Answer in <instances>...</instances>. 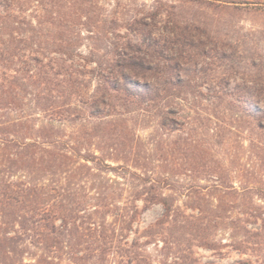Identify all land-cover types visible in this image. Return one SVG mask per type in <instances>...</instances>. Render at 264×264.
Masks as SVG:
<instances>
[{
	"label": "rangeland",
	"instance_id": "obj_1",
	"mask_svg": "<svg viewBox=\"0 0 264 264\" xmlns=\"http://www.w3.org/2000/svg\"><path fill=\"white\" fill-rule=\"evenodd\" d=\"M263 6L264 0H0V76H32L14 79L12 94L0 79V123L26 119L32 131L12 128L15 138L58 140L45 148L78 154L72 156L79 166L74 178L47 173L41 160L32 176L56 188L60 206L77 202L88 208L67 220L75 222L67 234H73L68 239L73 253L88 259L80 264H100L94 256L106 247L107 264H125L120 257L129 251L134 264L165 259L159 238L143 237L161 217L160 206L143 211L137 202L142 212L127 223L129 200L141 186L130 174L148 179L174 209L195 218H236L240 202L256 201L253 193L229 197L223 187L264 188V135L258 149L257 120L242 108L264 110ZM175 26L193 36L184 47L189 57L177 61L176 52L165 55L175 65L160 70L169 81L155 77L160 92L150 102L133 87L114 92L104 86L101 78L127 55L123 44L146 49L154 39L171 38ZM128 94L140 96L130 102ZM93 98L103 101L91 106ZM220 202L228 209L219 210ZM232 234L229 224L217 225L210 235L216 247L195 248V256L206 264H254L255 257L228 246ZM134 241V249L126 248ZM64 242L66 258L70 249Z\"/></svg>",
	"mask_w": 264,
	"mask_h": 264
},
{
	"label": "trees",
	"instance_id": "obj_2",
	"mask_svg": "<svg viewBox=\"0 0 264 264\" xmlns=\"http://www.w3.org/2000/svg\"><path fill=\"white\" fill-rule=\"evenodd\" d=\"M264 7V6H263ZM3 17V16H2ZM169 33L171 38L154 39L152 45L132 47L129 44H123L127 55H120L115 65V70L111 71L108 76L101 78L104 86H112L108 88L114 92H126V88L133 87L137 93H141L142 99L151 101L160 92L159 81H155V77H160L164 82L169 79L163 78L160 70H165L167 65L170 70L174 67L176 60L166 62L165 55L176 52L177 61L188 56L189 50H184L185 45L193 37L187 30L175 26ZM175 45V46H174ZM195 47V46H194ZM142 53V56L140 55ZM206 53V50L205 52ZM185 55V56H184ZM225 56V53L222 52ZM165 61L166 66H160V62ZM166 71V70H165ZM152 75L151 82L147 78ZM29 75V74H26ZM137 76V77H133ZM240 75V74H239ZM32 78V76H27ZM27 77L17 74H2L0 79L2 84H8L9 91L12 94L11 84L14 79L25 80ZM228 77V75L226 76ZM135 78H139L136 80ZM159 78V79H160ZM113 80V82H112ZM117 83V86L114 84ZM146 83H150L149 85ZM158 89H157V88ZM157 90V91H155ZM155 91V92H153ZM107 89L103 90V94L107 93ZM109 97V94H106ZM132 102L136 100L140 94H128ZM161 95V94H160ZM79 97V96H78ZM106 97V96H105ZM1 98V96H0ZM103 99V96H101ZM95 100L90 102L91 106L103 100ZM155 99V98H154ZM243 106L245 112H253V117L257 120L256 130V147L258 149L263 142L264 127L261 119H264V110L258 106ZM95 117V116H91ZM26 119L0 123V264H62L64 261L70 264H76L88 261L86 258L75 256L73 246L69 243L72 237L69 228L75 226L76 218L80 212H86L88 208H82L80 204L75 202V206L67 208L57 204L56 188H49L45 184H40L38 178L32 175L40 171L38 161L46 163L47 173L52 175H64L69 178L75 175L79 166H76L73 157L75 152H59L55 153L46 147H55L59 145V141L50 140L49 142H27L26 139L15 138L17 126L26 131H32V127H27ZM21 133V131H20ZM263 151V150H262ZM78 158L83 161L89 160L87 156ZM92 159H95L93 156ZM44 160V161H43ZM22 171L21 177L14 174L12 169ZM53 168V170H51ZM132 177L141 181V186L134 187L135 196L129 200L130 206L126 211V217L129 219L127 223H131L133 219L140 214L138 212L137 202H142L143 211L150 206L158 205L163 212L155 223L150 225V231H144L143 237L159 238L162 242L163 260L156 264H206L202 263L195 255V248H203L213 250L216 245L211 240L212 230L221 224H229L233 234L234 241L228 245L242 255L250 254L256 258L254 264H264V188L263 187H242L236 189L234 186H224L226 190L223 192L229 197H244L247 193H253L254 199L248 203L245 200L240 202L242 212L236 218L226 217L218 214H211L210 219L195 218L180 212V208L174 209L173 203L165 199L159 193V187L152 184L148 179L135 174ZM30 177L31 181L24 179ZM32 177V178H31ZM60 192V191H59ZM248 197V196H247ZM74 203V202H73ZM59 205V206H58ZM227 202H220L218 209H228ZM100 209H103L98 207ZM92 209V208H91ZM192 210V207L185 208ZM62 221L57 225V221ZM228 222V223H227ZM76 230V227H75ZM168 230V234H164ZM169 230L171 233H169ZM94 231V230H92ZM92 234V233H91ZM94 236V232H93ZM66 239L65 249H70L64 258L62 255V243ZM109 238H104L106 242ZM136 242L125 243L126 248L134 249ZM68 245V246H67ZM145 245V244H144ZM36 250L31 252V250ZM38 251V252H37ZM101 254L94 256L100 264H107L108 248L100 250ZM40 253V254H38ZM134 252L129 251L127 256H121L125 259V264H134L136 258ZM142 257V254H139ZM34 263H26V258ZM85 263V262H84ZM252 264V262H247ZM142 264H150L146 261ZM152 264V263H151Z\"/></svg>",
	"mask_w": 264,
	"mask_h": 264
}]
</instances>
